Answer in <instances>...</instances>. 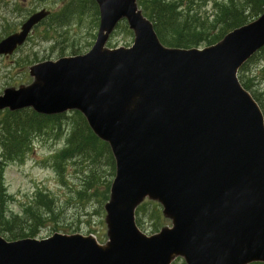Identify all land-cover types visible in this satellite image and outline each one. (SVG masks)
I'll return each instance as SVG.
<instances>
[{
    "label": "water",
    "instance_id": "obj_1",
    "mask_svg": "<svg viewBox=\"0 0 264 264\" xmlns=\"http://www.w3.org/2000/svg\"><path fill=\"white\" fill-rule=\"evenodd\" d=\"M97 40L87 54L31 68L35 82L0 96V110H71L110 144L116 176L106 204L109 241L81 234L9 242L0 264H251L264 262V115L238 79L264 47V13L204 49H171L137 0H94ZM50 12L33 14L0 42L11 55ZM128 20L131 48L106 49ZM172 228L147 236L135 222L146 199Z\"/></svg>",
    "mask_w": 264,
    "mask_h": 264
},
{
    "label": "rangeland",
    "instance_id": "obj_2",
    "mask_svg": "<svg viewBox=\"0 0 264 264\" xmlns=\"http://www.w3.org/2000/svg\"><path fill=\"white\" fill-rule=\"evenodd\" d=\"M213 1L202 2V11L210 16L213 15L215 1L224 3L228 0ZM68 2V0H0V40L19 31L22 24L35 12L45 9L57 14ZM50 23L51 21L46 20L36 27L27 43L14 55L0 56V94L7 88L30 85L34 78L29 71L36 63L88 53L97 38L99 14L97 20L95 11H90L67 26L58 27L53 24L51 28ZM128 30L131 31L123 22L111 34L106 48L131 46L134 34ZM204 47L206 46L200 48ZM247 76L253 81L252 92L259 95L264 103V58L249 63ZM7 117V114H0V121ZM75 119H78L76 114L66 113L61 120L55 119L52 122L46 120V128L34 135L33 148L24 157L13 159L5 166L4 184L11 197L6 206L7 216L13 220L15 226L19 228L31 226V221H27L25 215L30 206L37 205L35 198L39 191L45 196H50L54 202L51 205L52 212L44 205L37 210L45 222L43 226H38L35 235L18 237L17 240L26 238L40 240L61 233L91 235L101 245L108 242L105 211L107 202L102 195L107 183L113 182L115 167L114 169L111 167L107 158H101L99 163L93 164L88 158L78 157L76 160L63 162V169H60L56 160V155L67 147L72 132L75 131L73 124ZM1 135L2 126L0 138ZM1 149L0 145V153ZM94 170L96 178L100 179L103 185L97 184V179H92ZM149 202L145 201L146 206L137 219L139 229L147 236H152L164 228L172 227L173 222L163 217L161 206L157 212L160 214L159 223L155 221L153 207L147 205ZM24 232L28 231L23 230L21 233L25 234ZM173 264L186 263L180 258Z\"/></svg>",
    "mask_w": 264,
    "mask_h": 264
},
{
    "label": "trees",
    "instance_id": "obj_3",
    "mask_svg": "<svg viewBox=\"0 0 264 264\" xmlns=\"http://www.w3.org/2000/svg\"><path fill=\"white\" fill-rule=\"evenodd\" d=\"M61 12L51 14L49 26H67L90 11H95L98 20V6L94 0H68ZM204 0H138V6L143 14L153 23L155 32L160 41L167 47L192 49L201 46H211L221 41L229 32L240 28L257 19L264 12V0H228L224 3L215 1L213 15L202 11ZM213 1V2H214ZM207 12V11H206ZM123 23V22H122ZM121 23V24H122ZM125 27L128 28L126 22ZM121 24L119 26H121ZM118 26V27H119ZM129 33H132L128 30ZM264 58V47L254 55L239 71V80L243 87L249 91L259 103L264 114V103L259 95L254 94L251 89L253 81L247 76V68L250 62ZM75 131L67 143V147L56 155L60 169L63 162L88 158L93 164L99 163L101 158H107L114 169L115 163L109 146L100 141L89 128L84 117L76 112ZM63 115L56 117H44L32 112L31 114H11L0 121L2 135L0 145V234L7 236L8 240L14 241L18 237H29L35 235L38 226L44 225V217L38 213L40 206L47 207L52 212L54 203L50 196H45L41 191L35 198L36 206H30L26 211V220L31 221V226L19 228L13 220L8 219L6 206L11 197L8 195L4 184V170L7 162L24 157L32 148L34 135L37 131H43L45 120L50 122L55 119L61 120ZM25 120L23 121V119ZM32 131L34 134L32 135ZM92 179L96 178V171H92ZM111 182H108L103 193L104 201L109 200ZM147 205L153 207V219L158 221L160 214L157 213L160 206L149 202ZM146 204L140 206L136 211V221L139 225L138 216ZM155 208V209H154ZM140 220V219H139ZM21 225V224H20ZM30 228V229H29ZM23 230L28 232L21 233ZM27 234V235H26ZM264 264V263H253Z\"/></svg>",
    "mask_w": 264,
    "mask_h": 264
},
{
    "label": "flooded vegetation",
    "instance_id": "obj_4",
    "mask_svg": "<svg viewBox=\"0 0 264 264\" xmlns=\"http://www.w3.org/2000/svg\"><path fill=\"white\" fill-rule=\"evenodd\" d=\"M17 32V31H16ZM8 113V110H5V111H2V112H0V114H2V115H5V114H7Z\"/></svg>",
    "mask_w": 264,
    "mask_h": 264
}]
</instances>
